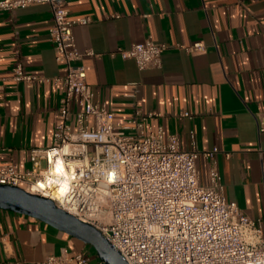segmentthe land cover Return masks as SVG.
<instances>
[{"label": "crops", "instance_id": "1", "mask_svg": "<svg viewBox=\"0 0 264 264\" xmlns=\"http://www.w3.org/2000/svg\"><path fill=\"white\" fill-rule=\"evenodd\" d=\"M76 23L81 60L98 101L118 123L137 112L153 129L177 133L190 147L217 149L215 158L225 197L254 219L264 221V0H64ZM50 5L0 10V165H30V149L54 143L62 120L60 82L29 85L14 79L21 63L27 75L62 77L49 30ZM153 39L166 43L159 68L140 70L122 50ZM202 42L186 52L180 46ZM183 113H189L184 116ZM211 161L199 160L201 181L210 184ZM63 248L101 260L86 243L58 228L0 209V264L15 259L34 264ZM93 248V247H92Z\"/></svg>", "mask_w": 264, "mask_h": 264}, {"label": "built area", "instance_id": "2", "mask_svg": "<svg viewBox=\"0 0 264 264\" xmlns=\"http://www.w3.org/2000/svg\"><path fill=\"white\" fill-rule=\"evenodd\" d=\"M48 3L54 23L49 30L56 59L67 67L62 77L27 75L21 63L14 79L29 85L62 82V120L54 143L30 149V165H0V184L18 186L52 199L81 221L98 228L129 264H264V221L248 216L223 192L213 151L198 149L190 132L183 149L177 133L146 124L149 113L123 123L96 98L81 60L93 51L78 47L64 0H0V10ZM168 48L149 38L122 50L140 70L159 68ZM202 50V42L180 46ZM189 116V113H183ZM264 131V124L261 125ZM211 161L210 184L201 181L199 160ZM60 167V175L53 170ZM62 184L65 189H62ZM12 264H27L15 259ZM34 264H94L84 251L63 248ZM100 264H104L103 261Z\"/></svg>", "mask_w": 264, "mask_h": 264}, {"label": "water", "instance_id": "3", "mask_svg": "<svg viewBox=\"0 0 264 264\" xmlns=\"http://www.w3.org/2000/svg\"><path fill=\"white\" fill-rule=\"evenodd\" d=\"M0 209L39 219L91 245L104 264H129L98 228L59 208L50 198L0 184Z\"/></svg>", "mask_w": 264, "mask_h": 264}, {"label": "bare ground", "instance_id": "4", "mask_svg": "<svg viewBox=\"0 0 264 264\" xmlns=\"http://www.w3.org/2000/svg\"><path fill=\"white\" fill-rule=\"evenodd\" d=\"M60 173H61L60 167L57 166V168L53 170V174H54V175H55V174H56V175H60ZM64 189H65V187H64V185L62 184V189H61V190H64Z\"/></svg>", "mask_w": 264, "mask_h": 264}, {"label": "rangeland", "instance_id": "5", "mask_svg": "<svg viewBox=\"0 0 264 264\" xmlns=\"http://www.w3.org/2000/svg\"><path fill=\"white\" fill-rule=\"evenodd\" d=\"M86 245H87L88 249H93V251H94V252H96V251H95V249H94V248H92V246H91V245H89V244H86ZM86 252H87V251H86Z\"/></svg>", "mask_w": 264, "mask_h": 264}]
</instances>
